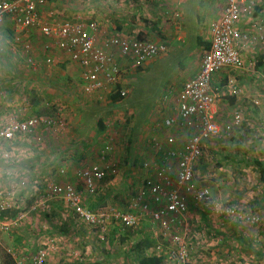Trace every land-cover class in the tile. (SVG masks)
Masks as SVG:
<instances>
[{"label":"crops","instance_id":"crops-1","mask_svg":"<svg viewBox=\"0 0 264 264\" xmlns=\"http://www.w3.org/2000/svg\"><path fill=\"white\" fill-rule=\"evenodd\" d=\"M225 3L226 0H48L40 10L44 22L64 18L82 21L85 26L94 22L91 29L97 44L112 53L120 64L118 87L93 94L82 91V67L59 49L54 39L44 37L38 29L16 27L9 21L1 24L0 126L18 118L48 116L41 112L46 109L58 111L48 116L54 120V126L39 127L7 142L8 154L16 158L18 152L28 165L27 158L32 154L48 161L80 147L94 150L95 146L90 147L89 143L109 142L110 150L118 147L120 154L128 150L124 161L128 167H122L120 186L123 184L126 192L131 187L133 191L126 193L125 198H132L148 174L142 162L162 156L168 148L167 137L175 136L183 143L191 134L180 125L164 129L162 123L174 115L185 81L200 68L203 52L209 46L211 24L221 16ZM114 39H145L165 45V50L135 68ZM259 57L264 62V52ZM231 76V72L221 70L212 80L215 87L224 89L217 99L219 113L229 104L232 106L228 97L235 95L221 83ZM120 89L126 93L122 95ZM115 93L121 99L112 101L111 95ZM258 104L255 108L263 118L264 101L261 99ZM127 119L132 121L129 136L124 129ZM260 122L264 125V118ZM127 138L131 145L125 150ZM115 142L121 145L116 146ZM103 147L98 149L101 154ZM85 155L91 154L87 151ZM41 167L45 169V162ZM109 182L101 185L103 190L107 188L106 199L114 187Z\"/></svg>","mask_w":264,"mask_h":264},{"label":"rangeland","instance_id":"rangeland-1","mask_svg":"<svg viewBox=\"0 0 264 264\" xmlns=\"http://www.w3.org/2000/svg\"><path fill=\"white\" fill-rule=\"evenodd\" d=\"M257 1L259 9L264 11V0ZM259 55L255 56V63L263 75L264 62L261 67ZM233 76L237 80L241 78L240 74ZM221 83L226 87L228 81L223 78ZM234 95L228 97L232 106L229 104L219 113L222 127L233 123L230 135L209 139L195 165L197 179L210 188L213 203L210 208L190 210L186 224L181 226V235L192 247L189 264H264V182L255 165L256 160L264 164V125L260 122L264 113L263 118L259 116V109L255 108L259 104L254 103V99L259 103L261 99L264 101V82L258 93L246 91ZM41 112L52 116L58 111ZM236 112L242 116L239 123L234 120ZM250 114L252 122L248 119ZM131 122L127 119L124 128L128 136L132 134L128 129L132 127ZM129 141L127 138L125 150L131 145ZM107 144L89 143L90 147L95 146L94 150L71 149L48 161L32 154L27 158L28 165L18 152L16 158L8 159L3 151L10 144L2 146L0 211L10 207L18 208L19 212L13 218L0 215V264H139L142 255H158V243L164 245L162 264H174L166 252L168 243L158 230L151 228L146 217L130 228L114 216L89 224L74 214L64 197L50 193L53 184L71 183L81 205L88 210L126 211L131 197L126 200L125 195L133 190L130 187L126 192L120 183L128 167L124 163L128 150L120 154V148L115 147L102 157L98 149ZM115 145L121 143L115 142ZM87 151L91 155L86 156ZM43 161L45 169L41 167ZM113 161H119L117 172L100 181L94 192L75 174L93 163L107 165ZM107 182L114 183L108 199L104 196L107 188L101 187ZM227 207L234 209L235 214H226Z\"/></svg>","mask_w":264,"mask_h":264},{"label":"built area","instance_id":"built-area-1","mask_svg":"<svg viewBox=\"0 0 264 264\" xmlns=\"http://www.w3.org/2000/svg\"><path fill=\"white\" fill-rule=\"evenodd\" d=\"M47 1L0 0V25L9 21L16 27L38 29L44 37L54 39L55 45L82 67L79 85L86 94L114 91L121 80L122 70L113 54L97 44L91 29L95 23L85 26L82 21L66 18L52 23L44 22L40 10ZM258 4L257 0H226L221 16L211 24L209 46L203 52L200 68L185 81L174 115L166 117L162 123L164 129L180 125L190 130L191 134L183 143L175 136L167 137L168 148L164 154L155 161L142 162L148 174L126 211L111 209L97 213L88 210L81 205L80 197L71 183L53 184L50 193L64 197L74 214L89 224L114 216L130 228L146 217L151 228L158 230L168 243L166 252L174 264H189L192 247L181 235V226L186 224L190 210L210 208L213 203L210 188L197 179L195 165L209 139L226 136L233 128V123L224 127L219 123L217 99L224 89L212 84L213 77L221 70H227L232 75L240 74V80L235 76L228 78L226 87L233 94L246 91L257 93L263 84V77L255 63V56L264 52V11L259 9ZM113 41L135 68L165 50V45L145 39ZM246 84L251 85L249 89H245ZM119 91L122 95L126 93L122 89ZM254 103L258 104L259 101L254 99ZM235 117V122L242 121L240 112H236ZM52 126V117L44 115L5 123L0 126V150L4 144L15 141L20 135L39 127L48 129ZM159 147L162 149V145ZM109 150L110 146L105 145L101 156H106ZM7 151L3 152L9 159L11 155ZM118 165L117 161L107 165L93 164L79 169L77 176L90 192H94L99 188L100 181L117 172ZM224 212L235 214L231 207L224 209ZM163 249L162 243L156 245L158 255H163Z\"/></svg>","mask_w":264,"mask_h":264},{"label":"trees","instance_id":"trees-1","mask_svg":"<svg viewBox=\"0 0 264 264\" xmlns=\"http://www.w3.org/2000/svg\"><path fill=\"white\" fill-rule=\"evenodd\" d=\"M262 64V60L260 59V63ZM120 95L118 93H115L113 95H111V100H119ZM255 165L257 166V171L260 175V179L262 182H264V164L262 161L260 160H256L255 161ZM19 212L18 208H5L3 210L0 211V215L2 217H6V218H13L17 215V213ZM163 257L164 255H149V254H145L142 255L139 258V264H162L163 262Z\"/></svg>","mask_w":264,"mask_h":264}]
</instances>
